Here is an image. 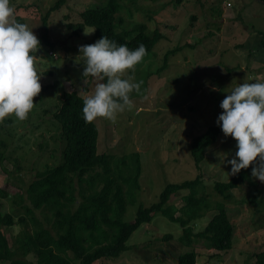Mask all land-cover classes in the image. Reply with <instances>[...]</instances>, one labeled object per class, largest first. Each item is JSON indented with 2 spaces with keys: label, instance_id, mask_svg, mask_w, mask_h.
<instances>
[{
  "label": "rangeland",
  "instance_id": "rangeland-1",
  "mask_svg": "<svg viewBox=\"0 0 264 264\" xmlns=\"http://www.w3.org/2000/svg\"><path fill=\"white\" fill-rule=\"evenodd\" d=\"M54 1L57 0H10L12 19L21 17V23L42 39L33 54L41 85L57 82L54 89L46 86L49 90H41L33 97L34 107L24 120L14 116L0 120V140L7 143L6 161L4 167L0 166V186L11 184L13 192L27 193L38 171L60 164L63 159L65 141L54 117L62 93L76 90L82 96L90 95L99 82L88 77L84 83L83 64L78 57V46L97 40L94 28L86 27L85 31L91 33L75 35L66 23L81 22L82 11L106 0H67L63 7L47 15ZM118 2L124 27L132 29L144 22L148 31L157 29L164 35L154 50L124 74L142 81L140 92L130 93L132 108L118 113L114 120L95 119L100 153L116 159L134 152L141 154L140 189L134 199L128 197L125 214V220L133 222L139 206L157 202L167 184L198 175L190 142L206 132L210 124H216L223 111L219 104L227 94L224 91L244 81H264V3L260 0ZM50 40V44L45 43ZM181 46L166 54L167 50ZM165 63L166 67L158 72ZM235 145L234 139L222 133L206 150L201 165V190L210 199L211 210L193 224L195 231L204 228L217 213L216 203L223 202L234 224L231 250L212 248L204 239L185 243L181 240L182 228L158 214L133 232L128 249L120 256L102 258L95 264H178L179 255L192 249L198 255L196 264H257L253 253L264 249V183L250 176L249 181L231 190L228 197L215 189L217 181L224 182L233 176L227 173L231 166L221 164L215 153L225 152L226 159H231ZM257 191H260L257 202H251ZM188 192V189L178 191L170 204L182 207ZM3 208L24 211L11 198L5 199ZM5 229L13 242L21 227ZM0 264L9 262L0 260ZM73 264L79 261L74 260Z\"/></svg>",
  "mask_w": 264,
  "mask_h": 264
},
{
  "label": "trees",
  "instance_id": "trees-1",
  "mask_svg": "<svg viewBox=\"0 0 264 264\" xmlns=\"http://www.w3.org/2000/svg\"><path fill=\"white\" fill-rule=\"evenodd\" d=\"M175 1L181 4L184 0ZM260 1L264 3V0ZM54 2L48 8L47 15L63 7L67 0ZM120 6L118 0H106L101 5L82 11L81 22H67L66 26L75 35H80L86 27H93L96 39L105 35L118 44H126L129 49L143 43L146 53L154 50L158 40L164 37L163 33L157 29L148 31L144 22L137 23L132 29L124 27V20L119 16ZM16 21L21 22L22 18L16 17ZM46 34L44 38L47 40ZM50 42L52 40L45 43ZM180 48L183 46L167 50L166 54ZM165 67L166 63L158 72ZM56 84L46 86L54 89ZM46 86L41 85L42 92L49 90ZM82 97L76 90L64 91L56 104L54 117L65 141L61 163L38 171L29 183L27 193L13 192L11 184L0 186V260L9 264H73L74 260L79 264H95L102 258L120 256L128 249L127 242L133 232L142 224L151 222L158 214L182 228L181 240L185 243L204 239L212 248L224 252L231 250L235 240L234 224L223 202L216 203L217 213L204 228L195 231L193 225L211 210V201L201 190V165L206 150L222 134L219 126L210 124L206 132L190 142L191 155L199 169L198 175L167 184L159 200L148 207L139 206L134 221L129 222L125 220V214L128 197L134 199L140 189L141 154L134 152L116 159L100 153L99 128L95 120L84 122ZM6 146L7 143L0 140L2 167L6 161ZM251 167L241 169L227 181H217L216 191L228 197L231 190L249 181ZM186 189L189 192L184 196L186 203L182 207L170 204L173 195ZM259 194L260 191H257L251 202H257ZM6 198H11L12 203L24 211L19 212L14 207L11 211L4 210ZM15 226H20L21 230L11 242L5 228ZM169 237L171 235L166 238ZM253 255L257 264H264V249ZM197 257V252L192 249L179 255L178 264H196Z\"/></svg>",
  "mask_w": 264,
  "mask_h": 264
},
{
  "label": "clouds",
  "instance_id": "clouds-1",
  "mask_svg": "<svg viewBox=\"0 0 264 264\" xmlns=\"http://www.w3.org/2000/svg\"><path fill=\"white\" fill-rule=\"evenodd\" d=\"M12 17L10 0H0V120L14 116L22 121L34 107L33 97L41 91L33 55L40 41L33 29ZM78 53L84 83L88 77L99 81L90 95L82 97L84 122L97 118L114 120L118 113L131 109L130 93L140 92L142 81L124 74L142 61L146 55L144 44L129 49L126 44L102 35L94 43L78 46ZM224 92L227 94L219 104L223 111L216 124L224 137L235 140L236 150L231 159H226L225 152L215 155L221 164L231 166L229 175L251 164V176L264 183V81H244Z\"/></svg>",
  "mask_w": 264,
  "mask_h": 264
}]
</instances>
